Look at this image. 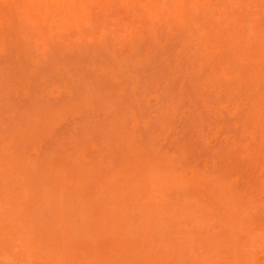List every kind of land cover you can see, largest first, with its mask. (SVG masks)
<instances>
[{
    "label": "rangeland",
    "instance_id": "rangeland-1",
    "mask_svg": "<svg viewBox=\"0 0 264 264\" xmlns=\"http://www.w3.org/2000/svg\"><path fill=\"white\" fill-rule=\"evenodd\" d=\"M0 264H264V0H0Z\"/></svg>",
    "mask_w": 264,
    "mask_h": 264
}]
</instances>
